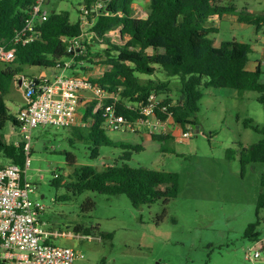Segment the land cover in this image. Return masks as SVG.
I'll list each match as a JSON object with an SVG mask.
<instances>
[{"label": "rangeland", "instance_id": "obj_1", "mask_svg": "<svg viewBox=\"0 0 264 264\" xmlns=\"http://www.w3.org/2000/svg\"><path fill=\"white\" fill-rule=\"evenodd\" d=\"M138 1L143 9L136 8L135 16L145 19L148 1ZM230 3L250 11H264V0H231ZM84 7L85 0H48L44 9L48 14L67 11L75 22L80 20L79 12ZM212 24L215 26L214 22ZM216 27L217 32L209 36L216 47L236 40L256 49L249 59L262 63L261 81L264 83L263 37H257L253 27L229 20ZM84 33V42H94L96 50L106 48L102 41L94 39L91 27L84 28ZM109 38L116 45L128 40V37L120 40L117 32ZM101 63V58L95 59L97 65H91L88 72L91 77L103 73L105 66ZM51 71L26 66L23 76L50 78ZM140 78L168 81L166 90L154 93L156 102L168 99L169 106H175L180 96L184 98L177 77H169L162 71L152 76L140 75ZM202 90L204 97L197 113L198 132L193 138L182 137L192 126L184 130L172 117L165 121L164 127H160L156 118H148L133 129L107 131L108 137L116 142L142 147L141 151L132 152L127 162L130 167L179 175L178 196L167 205L156 200L135 208L126 195L96 192L73 195L63 184L75 167L93 165L102 169L116 161L121 163L123 151L103 146L100 157L92 159L88 144L80 140L71 127L39 125L32 130L31 164L26 173L27 179L37 187L32 199L45 206L42 220L47 229L71 235L52 243L73 248L83 256L73 264H264V206L258 208L260 196L264 195V164H250L242 173L239 160L226 157L228 149L235 150L239 144L248 146L262 139V135L245 129L243 121L253 119L256 125L263 126L264 107L253 92L238 95L233 89ZM24 91L16 81L6 96L5 102L12 114H16L25 101ZM87 93L84 98L88 101L82 113L90 102L99 103L97 95ZM0 134L7 143L23 142V136L11 122L0 129ZM154 135L170 138L159 141L154 140ZM65 152L76 156L75 167L68 166ZM0 164L9 163L0 158ZM57 175L64 178L60 187L53 182ZM64 196L69 199H62ZM89 199L95 207L85 211ZM257 222L259 225L254 232L259 234L258 239L247 235L249 227ZM78 225L89 231L77 234L74 228ZM255 253L260 257L247 259L248 254Z\"/></svg>", "mask_w": 264, "mask_h": 264}, {"label": "trees", "instance_id": "obj_2", "mask_svg": "<svg viewBox=\"0 0 264 264\" xmlns=\"http://www.w3.org/2000/svg\"><path fill=\"white\" fill-rule=\"evenodd\" d=\"M96 1L85 0V5L91 9ZM137 1L110 0L105 2V8L100 13L91 12L89 19L93 22V37L99 43L102 41L106 48L96 50L94 42H83L85 48L78 54L70 51V41L82 33L80 20L73 22L67 11L50 12L47 21L38 25L40 37L26 45L16 46L12 62L0 63V129L7 122L18 126L16 114H12L7 107L5 97L16 78L23 75L24 68H60L69 59L78 65L81 62L94 65L96 58L102 59L105 71L89 79L118 98V113L131 122L145 117L134 108H129L128 104H146L153 93L158 94L168 88V81L143 80L140 75L152 76L162 71L169 77L179 78L184 98L180 96L175 106H169L170 101L165 99L156 110V116L165 121L171 115L184 130L191 125L197 126L199 104L204 97L202 89H233L239 95L253 92L264 107L262 71L260 67L255 71L247 70L252 46L231 40L216 47L215 41L209 37L217 32L210 23L215 17L236 16L240 23L264 27V15L239 9L230 3L231 0H149L148 17L143 19L135 16L133 5ZM34 3L35 0H0V47L8 45L25 26ZM112 32H117L120 40L125 41L126 37L128 40L120 45L113 44L109 38ZM79 70L87 71L84 67ZM113 102V99H106L99 108L97 101L90 102L81 123L71 128L80 140L88 144L92 159L99 158L100 148L107 146L123 151L121 163L116 161L102 169L93 165L75 167L76 156L65 152L68 166L75 169L63 185L73 195L85 192L126 195L135 208L150 205L156 200H162L167 205L178 196L179 175L130 167L127 162L132 152H139L142 147L116 142L108 137L104 128V108ZM163 107H167L166 113L159 110ZM243 125L262 135V139L248 146L239 144L237 149L227 150V159H238L242 173L250 164H264V124L259 126L253 119H245ZM153 138L162 141L170 136L154 135ZM23 148V142L7 143L0 134V158L8 161V165L23 167L26 159ZM63 180L61 175H57L53 182L60 187ZM263 206L264 195L261 194L258 208ZM94 207L89 199L84 210L90 211ZM258 225L259 222L249 227V237L258 239L259 234L254 232ZM74 231L78 234L89 230L78 225Z\"/></svg>", "mask_w": 264, "mask_h": 264}, {"label": "built area", "instance_id": "obj_3", "mask_svg": "<svg viewBox=\"0 0 264 264\" xmlns=\"http://www.w3.org/2000/svg\"><path fill=\"white\" fill-rule=\"evenodd\" d=\"M47 1L35 0L25 26L10 40L8 44L10 47L8 45L0 47V63L12 62L15 58L16 46L26 45L40 37L38 25L48 19V12L44 9ZM107 1L110 0H97L91 9L84 7L80 11L82 33L70 41V51L75 54L82 53L84 28L91 27L93 23L89 19L90 13H100ZM21 84L25 88L26 103L16 114L18 124L16 128L23 136L26 159L23 167L0 164V254H2L0 261L2 264H73L83 256L73 248L58 247L52 243L53 240L71 235L47 229L42 221L45 206L32 199L37 187L26 177L31 164L32 130L39 125L67 128L78 124L80 101L86 92H93L100 98L98 108L103 106L104 100H114L104 108L106 118L104 128L107 131L133 129L136 124L145 122L148 118H156L161 124L160 127H164L166 120L162 121L156 116V110L161 102H156L153 93L146 104H128L129 108H134L140 116L145 117L131 122L118 113V98L105 92L99 85L93 84L84 75H58L53 78L23 77ZM159 110L166 113L167 107ZM195 135L194 130L190 129L183 133L182 137L193 138ZM259 257L258 253L253 256L248 254L247 259L253 260Z\"/></svg>", "mask_w": 264, "mask_h": 264}, {"label": "crops", "instance_id": "obj_4", "mask_svg": "<svg viewBox=\"0 0 264 264\" xmlns=\"http://www.w3.org/2000/svg\"><path fill=\"white\" fill-rule=\"evenodd\" d=\"M48 2V1H47ZM146 4V3H145ZM147 5L149 6V4H148V2H147ZM133 8H134V10H136V8H141V9H143V4H140L139 3V1H137L136 3H134V5H133ZM239 9H243V8H239ZM245 9H247V8H245ZM248 10V12H250V13H252V14H254V15H264V11L263 12H258V11H250L249 9H247ZM80 14V13H79ZM146 19V18H145ZM230 21V22H232L233 24H241V25H243V26H247V27H253L255 30V33H256V35H257V37H263V42H264V27H255V26H253V25H247V24H244V23H240L239 21H238V19H237V17L236 16H230V15H227V16H225V17H223V18H218V17H215V18H213V19H211V21H210V23L212 24L213 22L215 23V28L218 30V28L216 27V26H218V25H220V23L221 22H224V21ZM84 42V41H83ZM239 42H241V41H239ZM245 43V42H244ZM256 51V49L255 48H253L252 47V52H255ZM262 55H263V57H264V48H263V50H262ZM66 66V67H65ZM80 67H84V68H86L87 69V71H82V70H79V68ZM258 67H260V69L262 70V63L261 62H259V61H256V60H253V61H251L250 59H249V62H248V64H247V70L248 71H255ZM91 65H89V64H86V63H84V62H81L79 65L78 64H75V62H74V60L73 59H69V60H67V61H65L64 62V65L63 66H61L60 68H54V69H51L52 71H51V76H50V78H53L54 76H58V75H64V76H66V75H68V76H71V75H84V76H86V77H91V75L88 73L89 71H91ZM105 69H106V67H105ZM105 69L103 70V72L105 71ZM43 76H47V75H42V76H39V77H37V76H34L33 78H41V77H43ZM23 77H25V76H23V75H20V76H18L17 78H16V80L13 82V84H12V87H14L15 86V83H16V81H18V84H19V88H22V84H21V78H23ZM25 78H30V77H25ZM11 87V88H12ZM87 93V92H86ZM86 93H84L83 94V96H82V98H81V101H80V108H79V113H80V116H79V118L82 116V115H84V113H82V109H84V106H85V103L88 101V100H85L86 98H84V97H87V95H86ZM88 94V93H87ZM238 95H239V93H238ZM6 98V97H5ZM25 103H26V100L23 102V103H21L19 106V109H18V111L16 112V114L20 111V109L25 105ZM7 105V104H6ZM8 107V106H7ZM9 108V107H8ZM9 110L11 111V109L9 108ZM83 117V116H82ZM81 120H82V118H80ZM180 125V124H179ZM181 126V125H180ZM192 126V128H193V130H195L194 132L196 133V132H198V128H197V126H194V125H191ZM182 127V126H181ZM246 129V128H245ZM260 141V140H259ZM257 143V142H256ZM107 159H109V158H107ZM43 198V197H42ZM43 217V216H42ZM43 221V220H42ZM44 222V221H43Z\"/></svg>", "mask_w": 264, "mask_h": 264}, {"label": "water", "instance_id": "obj_5", "mask_svg": "<svg viewBox=\"0 0 264 264\" xmlns=\"http://www.w3.org/2000/svg\"><path fill=\"white\" fill-rule=\"evenodd\" d=\"M103 1H106V0H103Z\"/></svg>", "mask_w": 264, "mask_h": 264}]
</instances>
